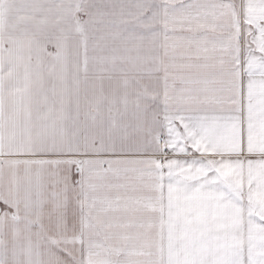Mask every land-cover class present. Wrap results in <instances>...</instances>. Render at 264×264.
I'll return each mask as SVG.
<instances>
[{
  "label": "snow or ice",
  "instance_id": "1",
  "mask_svg": "<svg viewBox=\"0 0 264 264\" xmlns=\"http://www.w3.org/2000/svg\"><path fill=\"white\" fill-rule=\"evenodd\" d=\"M0 264H264V0H0Z\"/></svg>",
  "mask_w": 264,
  "mask_h": 264
}]
</instances>
